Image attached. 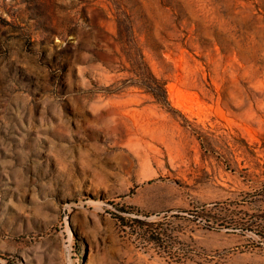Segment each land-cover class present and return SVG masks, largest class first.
<instances>
[{
  "label": "rangeland",
  "instance_id": "obj_1",
  "mask_svg": "<svg viewBox=\"0 0 264 264\" xmlns=\"http://www.w3.org/2000/svg\"><path fill=\"white\" fill-rule=\"evenodd\" d=\"M203 205L264 215V0H0V264H264Z\"/></svg>",
  "mask_w": 264,
  "mask_h": 264
},
{
  "label": "trees",
  "instance_id": "obj_2",
  "mask_svg": "<svg viewBox=\"0 0 264 264\" xmlns=\"http://www.w3.org/2000/svg\"><path fill=\"white\" fill-rule=\"evenodd\" d=\"M130 29L131 39L136 40V33L139 34V37L142 35V31H135L134 28ZM124 37H126L125 32L119 29V37L117 41L120 43H125L123 39ZM132 49L130 50L129 54H127L128 63H130L132 67L131 76L120 82V91H123V89L127 87H139L151 94L157 102L164 105H169L165 83L153 74L149 65L145 61L142 50L138 48L137 44L134 45ZM119 57L122 58L121 56ZM228 212H230L229 209L221 208L218 205H203L198 207L193 212V218L196 222L202 224L208 229L222 227L226 223L229 225L227 227H236L234 229L241 230L242 233H245L247 230V228H245V225L247 224L249 227L253 226L256 228H261L262 231L257 232V235L260 237V242L264 243V215L250 217L247 224H245L243 222H237L233 218L234 215L230 217ZM119 219L124 222V218L120 217Z\"/></svg>",
  "mask_w": 264,
  "mask_h": 264
}]
</instances>
